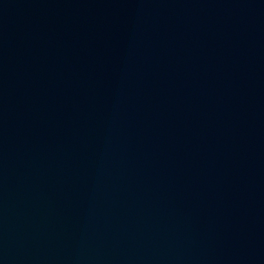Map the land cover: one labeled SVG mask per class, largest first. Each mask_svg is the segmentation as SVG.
I'll return each instance as SVG.
<instances>
[{"label": "water", "instance_id": "1", "mask_svg": "<svg viewBox=\"0 0 264 264\" xmlns=\"http://www.w3.org/2000/svg\"><path fill=\"white\" fill-rule=\"evenodd\" d=\"M0 264H264V0H0Z\"/></svg>", "mask_w": 264, "mask_h": 264}]
</instances>
